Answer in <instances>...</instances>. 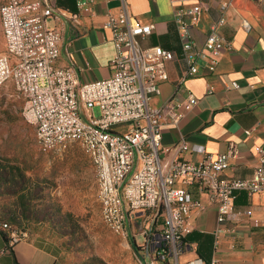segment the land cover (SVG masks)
<instances>
[{"label":"built area","instance_id":"obj_1","mask_svg":"<svg viewBox=\"0 0 264 264\" xmlns=\"http://www.w3.org/2000/svg\"><path fill=\"white\" fill-rule=\"evenodd\" d=\"M116 1L118 13L109 12L104 23L115 46L112 74L91 82L81 79L74 63L58 65L63 27L50 28L47 21L59 19V11L44 0L2 4L5 52L0 53V88L12 82L25 99V116L36 126L42 151H57L71 142L83 146L96 171L103 221L117 234H128L143 224L141 246L136 244L135 249L139 262L148 264L178 257L186 250L184 239L195 230L194 212L205 209L195 192L218 207L221 223L236 212L239 193L264 195V146L258 148L257 164L247 179L224 176L230 158L238 154L235 145L216 155L193 148L204 154L201 161L167 160L172 151L184 153L190 147L184 140L173 148L163 146L162 110L173 106L178 112L176 119H180L199 100L190 92L183 99L173 98L163 109L151 107V100L162 94V84L170 79L168 65L176 55L159 45L143 47L141 41L153 34L155 25L143 24L132 14L131 0ZM93 2L80 0L78 8L85 9ZM204 8L202 2L181 4L174 13L189 77L198 74L200 62L214 72L221 55L233 50L232 41L221 33L228 3L220 6V16L204 44L194 38L192 30ZM78 17L71 15L75 21ZM243 25L250 29L248 23ZM233 86L239 88L238 83ZM95 108L100 110L98 118ZM255 209L248 207L246 213L251 215ZM261 209L264 211V205ZM3 227L9 229L11 242L20 239L8 224Z\"/></svg>","mask_w":264,"mask_h":264},{"label":"crops","instance_id":"obj_2","mask_svg":"<svg viewBox=\"0 0 264 264\" xmlns=\"http://www.w3.org/2000/svg\"><path fill=\"white\" fill-rule=\"evenodd\" d=\"M44 1L61 13L59 19L51 17L47 21L50 28L63 27L58 65L74 63L83 81L109 78L115 46L112 33L104 23L109 12L118 13L119 3L116 0H94L79 10L80 0ZM200 2L206 8L192 30L194 38L200 45L204 44L212 23L220 16V6L228 3L224 13L226 25L221 33L232 41L233 50L221 55L214 72H209L205 63L200 62L198 74L189 77L174 13L181 4L192 6ZM259 2L130 1L131 12L141 23L155 25L153 34L141 41L142 46L159 45L176 55L168 65L170 79L162 84V94L151 100V107L163 109L173 98L183 99L190 92L199 100L180 119H176L178 112L173 106L162 110L163 146L173 148L184 140L190 147L184 153L172 151L167 160L201 161L204 154L193 151V148H204L207 154L216 155L235 145L238 154L230 158L224 176L235 179L252 176L258 161V148L264 146V8ZM72 14L79 15L76 21L71 18ZM244 22L249 24V30L245 29ZM183 77L186 78L182 80ZM233 83H238L239 88H234ZM194 195L205 204V209L194 212L195 230L186 238V250L178 257L147 261L148 264H209L212 261L264 264V211L261 209L264 195L239 193L236 212L223 223L218 220L216 205L204 195L196 192ZM252 206L256 209L249 215L246 209ZM218 230L222 231L219 237L216 235ZM61 261L59 245L54 241L30 236L11 242L8 232L0 227V264H62Z\"/></svg>","mask_w":264,"mask_h":264},{"label":"rangeland","instance_id":"obj_3","mask_svg":"<svg viewBox=\"0 0 264 264\" xmlns=\"http://www.w3.org/2000/svg\"><path fill=\"white\" fill-rule=\"evenodd\" d=\"M7 1L0 0V7ZM25 107L12 82L0 88V227L9 234L3 227L8 224L22 239L54 241L62 264H141L135 246H141L144 225L130 234L115 233L102 219L96 171L83 146L71 142L42 151ZM93 113L100 117L99 108Z\"/></svg>","mask_w":264,"mask_h":264},{"label":"trees","instance_id":"obj_4","mask_svg":"<svg viewBox=\"0 0 264 264\" xmlns=\"http://www.w3.org/2000/svg\"><path fill=\"white\" fill-rule=\"evenodd\" d=\"M189 236V235H188ZM5 238H6V240H8L7 239V236H6V234H5ZM187 238V237H186ZM186 238L184 239V242L186 243ZM210 264V263H209Z\"/></svg>","mask_w":264,"mask_h":264}]
</instances>
